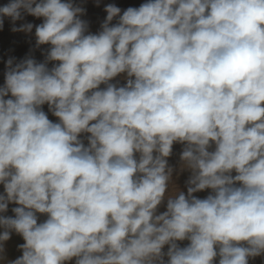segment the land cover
Here are the masks:
<instances>
[{"label": "clouds", "instance_id": "obj_1", "mask_svg": "<svg viewBox=\"0 0 264 264\" xmlns=\"http://www.w3.org/2000/svg\"><path fill=\"white\" fill-rule=\"evenodd\" d=\"M104 10L93 34L72 0L0 7V28L50 46L9 58L0 87V213L18 205L0 215V260L14 231L8 264H249L264 254V0ZM24 14L43 22L16 27ZM174 143L187 194L169 190Z\"/></svg>", "mask_w": 264, "mask_h": 264}, {"label": "rangeland", "instance_id": "obj_2", "mask_svg": "<svg viewBox=\"0 0 264 264\" xmlns=\"http://www.w3.org/2000/svg\"><path fill=\"white\" fill-rule=\"evenodd\" d=\"M111 1V2H110ZM141 1V2H140ZM10 2V0H0V7H2V6H4V5H6V4H8ZM72 2L75 4L76 2V5H80L81 7H83L84 9H85V14H88V15H85V14H83L82 16L84 17L83 18V20H87V22H88V31L89 32H91V33H93V32H95V33H97V32H99L100 30H101V23H103L104 22V20L106 19V16H107V13L105 12V10H102V9H105V7L107 6V5H109V4H114V5H116L117 7H119L120 9H121V14H122V10H125V9H127L128 7H137L138 8V6H140L141 4H143V3H146V2H148V0H72ZM78 2H79V4H78ZM88 2V3H87ZM90 2V3H89ZM91 2H92V5H90L91 4ZM113 2V3H112ZM115 2H117L118 3V5H117V3H115ZM134 2V3H133ZM101 3V4H100ZM121 3V4H120ZM129 3V4H128ZM131 3H133V4H131ZM82 4V5H81ZM97 4V5H96ZM120 4V5H119ZM124 4V5H123ZM136 4V5H135ZM122 5V6H121ZM99 6V7H98ZM101 6V7H100ZM96 7V8H95ZM102 8V9H101ZM97 9V10H96ZM100 11H99V10ZM89 12V13H88ZM94 12H96V13H94ZM100 12H101V14H100ZM91 13V14H90ZM100 17H98L97 15ZM26 15V16H25ZM91 15V16H90ZM95 15V16H94ZM102 17H101V16ZM106 15V16H105ZM82 16L80 17L81 19H82ZM86 16V17H85ZM96 16L98 17V19L100 20L101 19V21H99L97 18H96ZM94 17V18H93ZM105 18V19H104ZM90 20H91V22H90ZM93 20H94V22L96 21L97 22V20H98V23H94L93 22ZM116 19H114L113 21H112V23L113 24H115L116 22ZM43 22V18H36V17H34V16H31V15H27V14H24V18L22 19V20H18V21H16L15 22V26L16 27H19L20 25H22V24H24V23H32L34 26L35 25H39L40 23H42ZM18 25H17V24ZM90 23H92V24H90ZM94 23V24H93ZM100 23V24H99ZM92 25V26H91ZM95 25V26H94ZM98 25V26H97ZM100 25V26H99ZM95 28H94V27ZM12 27H13V23H12V21L10 20V18H7V17H5L4 18V24H3V27L2 28H0V56H1V60H0V64H2V65H0V87H2L3 85H4V80H5V78L3 79V77H5L4 75H5V72H6V70H7V68H6V62H7V60L9 59V58H14V61L15 62H19V60H22V59H24V58H26V57H28L29 55L33 58L34 57V59H36L38 62H42V61H44V60H42L43 58L45 59V56H43V55H46V51H47V49L49 48V46H47V45H41V46H43V48L42 47H36V38H35V27H33V30H32V32L34 33H30V37H28L29 36V33H26V32H22V31H18V32H13L12 31ZM90 27H91V29H90ZM94 29H93V28ZM98 27H99V29H98ZM98 29V30H97ZM10 30L12 31V32H10ZM97 31V32H96ZM6 33H8V35L6 34ZM22 33V34H21ZM24 33H26V34H24ZM95 33H93V34H95ZM22 35V36H20V35ZM31 34H33V35H31ZM5 35V36H4ZM7 35V36H6ZM5 38H4V37ZM10 36V37H9ZM16 36V37H15ZM34 36V37H33ZM3 37V38H2ZM33 37V38H32ZM20 38V39H19ZM24 38V39H23ZM27 38H29V39H27ZM5 39V40H4ZM13 39V41H10V40H12ZM30 40H31V42L32 41H34L33 43H31L30 42ZM8 42V43H7ZM13 43V44H12ZM29 43V44H28ZM31 43V44H30ZM19 44H22V45H19ZM9 45V46H8ZM32 47H31V46ZM12 46H13V48H12ZM2 47V48H1ZM15 47V48H14ZM34 47V48H33ZM11 48V49H10ZM22 48V49H21ZM32 48V49H31ZM37 48V49H36ZM42 48V49H41ZM19 49V50H18ZM23 49H26L25 51L23 50ZM30 50V51H28V50ZM36 52H35V51ZM46 50V51H45ZM16 51V52H15ZM22 51V52H21ZM24 51V52H23ZM28 51V52H27ZM34 51V52H33ZM41 51V52H40ZM45 51V52H44ZM15 52V53H14ZM19 52H20V54H23V55H25L24 56V58H23V56L22 55H20L19 54ZM31 52V53H30ZM11 53V54H10ZM14 53V55H12ZM38 54V57H36L37 56V54ZM41 53H42V55H41ZM5 54V55H4ZM9 54V55H8ZM27 54V55H26ZM11 55V56H10ZM19 55V56H18ZM3 56V57H2ZM20 56H22V57H20ZM39 58V59H38ZM16 59V60H15ZM4 60V61H3ZM42 60V61H41ZM4 62V63H3ZM53 63H57V62H50L49 64H48V67L49 68H51L52 66H53ZM2 72V73H1ZM4 74V75H3ZM124 76V77H123ZM126 74H121L120 76H118V77H116V78H114V80L112 81V83H117V81L118 82H120V83H118L119 84V86L121 85H124L125 83H126ZM117 78H119V79H117ZM116 79V80H115ZM121 79V80H120ZM123 79H125V80H123ZM125 81V82H124ZM122 82H124V83H122ZM103 85H101V88H104L105 87V85L102 87ZM118 86V85H117ZM7 98H11V94H9V96L8 97H6V99ZM45 106H46V108H45ZM43 105L42 106V109L45 111V113L48 115L49 114V116H48V118L50 119V120H52L53 122H58L57 120H58V118L57 117H53V115H52V113H50V111L48 110V108H47V104L46 105ZM51 116V117H50ZM53 118H55L54 120H53ZM56 120V121H55ZM81 135H85V136H83V137H81V139H83V141H84V143H85V146H87V140H86V136L87 135H89V134H81ZM86 141H85V140ZM183 147H184V145H182V144H179V143H174L173 144V150H172V155L170 156V157H168L167 159H168V163H169V165L170 166H174V168L176 169V171H174V173H173V179H172V183L170 184V186H169V190L171 191L172 190V186L173 185H175V187H176V189H178V191H183V190H185V191H183V192H185V194H187V186H186V181H187V179H188V176L191 174L189 171H187V170H185V171H183V172H181L180 170H179V165H180V154H181V152H182V150H183ZM176 148V149H175ZM210 150H214V145H213V147H212V149H210ZM187 173V174H186ZM186 174V175H185ZM233 175H235V172H233L232 173ZM184 179V180H183ZM185 185V187H184V185ZM181 185H183V186H181ZM3 186V184H0V192H4V187H3V190L1 189V187ZM183 189H182V188ZM180 188V189H179ZM210 192H211V190L210 189H206L205 190V194H203L204 193V191H203V193H202V191L199 193V192H197V193H194V195L195 196H197L198 198H201V199H203V198H206L207 197V195H209L210 194ZM208 193V194H207ZM204 195V196H203ZM166 199H165V201L160 205V207H159V209H157V213L159 212V213H162V212H164V211H166ZM163 205V206H162ZM10 206V207H9ZM9 206H8V211H7V213H6V215L7 216H14V213L12 212V208H14V207H17L18 205H16V204H14V203H10L9 204ZM161 207L164 209H161ZM158 213V214H159ZM38 215V223L39 222H43L47 217H46V215L44 216L43 214H37ZM46 217V218H45ZM20 236V235H19ZM178 244H179V246L180 247H185V246H187L190 242L188 241V240H184V241H178L177 242ZM187 244V245H186ZM167 248H168V246L166 245L165 247H164V249H163V251L164 252H166L167 251ZM167 257H165V259H166ZM75 261V258L73 259V260H71L70 262H71V264H75V263H72V262H74ZM70 262L68 261V263L67 264H70ZM218 262H219V257H217L216 258V260L214 261V264H218ZM249 264H264V254H262V255H260V256H257V257H255V258H249Z\"/></svg>", "mask_w": 264, "mask_h": 264}, {"label": "bare ground", "instance_id": "obj_3", "mask_svg": "<svg viewBox=\"0 0 264 264\" xmlns=\"http://www.w3.org/2000/svg\"><path fill=\"white\" fill-rule=\"evenodd\" d=\"M102 1V0H101ZM106 1V0H105ZM114 1V0H113ZM121 1V0H120ZM124 1V0H123ZM127 1V0H126ZM134 1V0H133ZM111 2V1H110ZM141 2V1H140ZM77 3V2H76ZM75 3V4H76ZM88 3V2H87ZM90 3V2H89ZM113 3V2H112ZM115 3H117V2H115ZM134 3V2H133ZM133 3H131V4H133ZM78 4H79V2H78ZM101 4V3H100ZM121 4V3H120ZM119 4V5H120ZM129 4V3H128ZM82 5V4H81ZM90 5H92V2H91V4ZM97 5V4H96ZM117 5H118V3H117ZM124 5V4H123ZM136 5V4H135ZM80 6V5H79ZM122 6V5H121ZM99 7V6H98ZM101 7V6H100ZM139 7V6H138ZM96 8V7H95ZM102 9V8H101ZM100 9V10H101ZM122 9V8H121ZM97 10V9H96ZM99 10V9H98ZM99 10V11H100ZM102 10H104V9H102ZM122 12H123V10H122ZM86 13V12H85ZM84 13V14H85ZM89 13V12H88ZM94 13H96V12H94ZM91 14V13H90ZM100 14H101V12H100ZM85 15H88V14H85ZM97 15V14H96ZM99 15V14H98ZM97 15V16H98ZM26 16V15H25ZM91 16V15H90ZM95 16V15H94ZM96 16V18L98 19V17ZM101 16V15H100ZM106 16V15H105ZM86 17V16H85ZM102 17V16H101ZM84 17L82 16V19H83ZM94 18V17H93ZM100 18V17H99ZM105 19V18H104ZM118 19V18H117ZM88 20V19H87ZM86 20V21H87ZM99 20V19H98ZM98 20H97V22L96 23H98ZM89 21V20H88ZM99 21H101V19L99 20ZM90 22H91V20H90ZM93 22H94V20H93ZM94 22V23H95ZM116 22V21H115ZM93 23V24H94ZM17 24V23H16ZM19 24V23H18ZM17 24V25H18ZM90 24H92V23H90ZM100 24V23H99ZM102 24V23H101ZM92 26V25H91ZM95 26V25H94ZM93 26V27H94ZM98 26V25H97ZM100 26V25H99ZM92 27V28H93ZM95 28V27H94ZM93 28V29H94ZM90 29H91V27H90ZM98 29H99V27H98ZM97 29V30H98ZM10 32H12L11 30H10ZM18 32V31H17ZM97 32V31H96ZM33 33V32H32ZM93 33H95V32H93ZM7 35H8V33H6ZM22 34V33H21ZM24 34H26V33H24ZM34 34V33H33ZM33 34H31V35H33ZM6 35V36H7ZM20 35V34H19ZM27 35V34H26ZM5 36V35H4ZM3 36V37H4ZM20 36H22V35H20ZM2 37V38H3ZM10 37V36H9ZM16 37V36H15ZM28 37H30V33H29V36ZM34 37V36H33ZM32 37V38H33ZM5 38V37H4ZM20 39V38H19ZM24 39V38H23ZM27 39H29V38H27ZM5 40V39H4ZM10 41H13V39L12 40H10ZM30 42H31V40H30ZM34 41H32L31 43H33ZM8 43V42H7ZM30 43V44H31ZM13 44V43H12ZM29 44V43H28ZM19 45H22V44H19ZM9 46V45H8ZM31 46V45H30ZM47 46H49V45H47ZM32 47V46H31ZM37 47V46H36ZM39 47H42L43 48V46H39ZM50 47V46H49ZM2 48V47H1ZM12 48H13V46H12ZM15 48V47H14ZM34 48V47H33ZM41 48V49H42ZM11 49V48H10ZM22 49V48H21ZM32 49V48H31ZM37 49V48H36ZM19 50V49H18ZM24 51L26 50V49H23ZM28 50V49H27ZM23 51V52H24ZM28 51H30V50H28ZM27 51V52H28ZM35 51V50H34ZM33 51V52H34ZM37 51V50H36ZM35 51V52H36ZM46 51V50H45ZM44 51V52H45ZM16 52V51H15ZM14 52V53H15ZM22 52V51H21ZM41 52V51H40ZM14 53L12 54V55H14ZM31 53V52H30ZM11 54V53H10ZM19 54H20V52H19ZM37 54V53H36ZM39 54V53H38ZM38 54H37V56L36 57H38ZM5 55V54H4ZM9 55V54H8ZM20 55H22L23 56V58H24V56L25 55H23V54H20ZM27 55V54H26ZM41 55H42V53H41ZM11 56V55H10ZM19 56V55H18ZM22 56H20V57H22ZM30 56V55H29ZM43 56H45V55H43ZM3 57V56H2ZM0 58H1V56H0ZM34 58V57H33ZM39 59V58H38ZM1 60V59H0ZM16 60V59H15ZM36 60V59H35ZM42 60H44V58L42 59ZM41 60V61H42ZM4 61V60H3ZM20 61V60H19ZM43 62V61H42ZM4 63V62H3ZM0 65H2V64H0ZM2 73V72H1ZM4 75V74H3ZM5 76V75H4ZM124 77V76H123ZM5 77H3V79H4ZM126 78V77H125ZM117 79H119V78H117ZM116 80V79H115ZM121 80V79H120ZM123 80H125V79H123ZM5 81V80H4ZM112 82V81H111ZM125 82V81H124ZM124 82H122V83H124ZM120 83V82H119ZM104 86V85H103ZM102 86V87H103ZM118 86H119V84H118ZM121 86V85H120ZM123 86V85H122ZM101 87V86H100ZM46 105V104H45ZM44 105V106H45ZM45 108H46V106H45ZM47 108H48V106H47ZM44 109V108H43ZM51 113V112H50ZM48 116H49V114H48ZM51 117V116H50ZM54 117V116H53ZM55 118H53V120H54ZM56 121V120H55ZM58 121V120H57ZM83 136H85V135H81V137H83ZM85 140V139H84ZM87 140V139H86ZM85 140V141H86ZM176 149V148H175ZM174 167V166H173ZM187 174V173H186ZM185 174V175H186ZM190 176V175H189ZM188 176V177H189ZM184 180V179H183ZM184 185V184H183ZM183 185H181V186H183ZM184 187H185V185H184ZM182 188V187H181ZM1 189L3 190V186L1 187ZM180 189V188H179ZM183 189V188H182ZM187 190V189H186ZM183 191H185V190H183ZM0 193H3V192H0ZM200 193V192H199ZM202 193H203V191H202ZM203 194H205V190H204V193ZM208 194V193H207ZM204 196V195H203ZM163 206V205H162ZM10 207V206H9ZM160 207V206H159ZM159 207H158V209H159ZM164 208V207H163ZM162 207H161V209H163ZM165 209V208H164ZM163 209V210H164ZM6 213L7 212H5V213H0V215H5V216H7L6 215ZM159 213V212H158ZM157 213V214H158ZM45 216V215H44ZM46 218V217H45ZM3 231V229L2 228H0V232H2ZM24 243V240H23V238L21 237V236H19L17 233H15L14 231L11 233V235H10V239L8 240V241H6V242H4V253H3V256H4V259H2V260H0V264H8V262L9 261H13V260H15L16 258H18V257H20L21 255H22V250L19 248V245H21V244H23ZM187 245V244H186ZM167 259V258H166ZM215 260H216V258H215ZM70 262V261H69ZM68 263V262H67ZM66 263V264H67ZM72 263H75V261L74 262H72ZM70 264H71V262H70Z\"/></svg>", "mask_w": 264, "mask_h": 264}]
</instances>
